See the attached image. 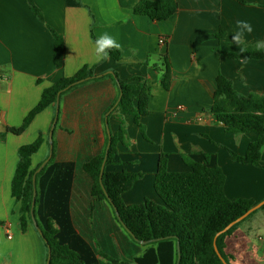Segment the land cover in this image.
<instances>
[{
	"label": "crops",
	"instance_id": "crops-1",
	"mask_svg": "<svg viewBox=\"0 0 264 264\" xmlns=\"http://www.w3.org/2000/svg\"><path fill=\"white\" fill-rule=\"evenodd\" d=\"M138 1L34 0L42 21L28 0H0V133L20 126L46 87L83 66L93 67L96 75L115 71L122 79L142 76L151 88L150 113L141 119L144 130L133 116L124 115L127 136L126 143L118 145V157L128 164L110 167L144 174L123 194L125 202L135 204L146 198L162 202L154 186L162 152L172 171L190 169L183 155L220 165L228 197L260 202L264 148L263 167L234 161L229 150L245 154L256 133H227L211 108L219 74L229 78L239 93L264 94V58L238 59L217 51L240 49L232 42L237 20H247L253 27L244 37L247 46L264 40V0H176L178 10L166 21L136 14L133 8ZM49 27L64 36L65 54L54 56ZM104 33L121 45L122 59L109 55L96 62L93 36ZM161 38L166 42L161 43ZM152 56L157 63L150 66ZM165 59L172 73L169 89L162 84ZM119 113L117 109L109 115L112 133L119 130ZM54 115L52 104L22 134L8 133L0 140V219L5 221L0 225V264H46L47 248L34 222L28 223L26 231L20 226V203L12 196L11 185L19 147L40 133L46 139ZM47 154L45 141L32 156V168ZM259 209L226 239L225 250L233 264H264V208Z\"/></svg>",
	"mask_w": 264,
	"mask_h": 264
},
{
	"label": "trees",
	"instance_id": "trees-1",
	"mask_svg": "<svg viewBox=\"0 0 264 264\" xmlns=\"http://www.w3.org/2000/svg\"><path fill=\"white\" fill-rule=\"evenodd\" d=\"M28 1L35 15L44 21L34 0ZM133 9L136 14L166 21L178 10V2L139 0ZM49 28L54 38V56L65 54L64 36ZM217 34L222 37L224 33ZM96 39L93 36V40ZM217 51L238 59L264 58V51H256L255 46H247L243 53L240 49L218 48ZM109 55L122 59L121 50H109ZM164 62L162 84L169 89L172 73L168 60ZM216 83L211 108L216 122L223 124L230 134L256 133L245 154L229 150L231 158L242 164L263 167L264 94L239 93L223 74H219ZM59 92L60 111L51 159L37 172L50 153V127L46 139L40 133L33 142L19 147L11 185L12 196L20 203V226L26 231L28 223H33L36 174L33 213L47 248L46 261L50 250V264H225L215 249L216 235L258 202L251 198L228 197L226 174L220 165L211 166L183 155L190 169L172 171L167 154L162 152L154 183L162 202L146 198L135 204H127L123 194L144 174L110 168L128 164L118 157V145L126 143L124 115L133 116L144 130L141 119L150 113L151 99V88L144 77L122 79L115 71L96 75L93 67L83 66L74 75L63 76L46 87L23 123L8 127L6 132L0 133V140L8 133L22 134L36 115L52 104L56 111ZM112 108L111 113L120 110L116 115L120 120L116 133L108 131L109 117L108 122L106 120ZM45 141L48 154L32 168V156ZM109 142L101 182V167ZM260 208H264V204ZM242 221L216 238L217 247L228 264L233 263L232 255L225 250L226 239ZM4 224L0 219V225Z\"/></svg>",
	"mask_w": 264,
	"mask_h": 264
},
{
	"label": "clouds",
	"instance_id": "clouds-1",
	"mask_svg": "<svg viewBox=\"0 0 264 264\" xmlns=\"http://www.w3.org/2000/svg\"><path fill=\"white\" fill-rule=\"evenodd\" d=\"M127 18H124L126 22ZM236 31L232 35V42L234 45L240 48L241 53L247 50V45L245 42V34H251L253 32V27L251 23L247 20H237L236 21ZM116 49L120 50L121 45L116 41V39L107 33H104L95 40V56L96 62L99 63L109 57V50ZM256 51H264V40H258L255 43ZM245 62L244 60L241 61ZM157 63L155 56L149 58V65Z\"/></svg>",
	"mask_w": 264,
	"mask_h": 264
},
{
	"label": "water",
	"instance_id": "water-1",
	"mask_svg": "<svg viewBox=\"0 0 264 264\" xmlns=\"http://www.w3.org/2000/svg\"><path fill=\"white\" fill-rule=\"evenodd\" d=\"M102 75V74H101ZM60 95H61V92L58 93V97H57V102H56V115H55V118L53 120V123L51 125V129H50V133H49V142H50V154L48 156V158H46L44 160V162L40 165V167L38 168L37 172H39L40 170H42L44 168V166L47 164V162L51 159L52 155H53V134H54V129L56 127V124L58 122V119H59V111H60ZM117 105V104H116ZM115 107V106H114ZM113 107V108H114ZM113 108L106 114V120L108 122V117H109V114L112 112ZM108 131L110 132L109 128H108ZM109 147H110V142H109V145L107 147V152H106V156H105V160L102 164V167H101V175H100V180L102 182V177H103V173H104V170H105V165H106V159H107V156H108V151H109ZM36 174L34 175V200H33V207H32V217H33V222L36 226V228L38 229V231L40 232V234H42V231L41 229L39 228V225H38V222L36 221L35 219V216H34V213H33V208L35 206V203H36V194H37V190H36ZM264 204V199L261 200L260 202H258L256 205H254L252 208H250L247 212H245L242 216H240L239 218H237L236 220H234L233 222H231L228 226H226L222 231H220L217 235H216V238L224 233L225 231H227L228 229H230L233 225H235L236 223L244 220L247 216H249L252 212H254L255 210L259 209L262 205ZM116 211L118 212L117 208H116ZM216 238H215V249L219 255V257L222 259V261L225 263V264H228L226 262V260L223 258V256L221 255L218 247H217V244H216ZM179 254H180V250H179ZM51 262V252L49 250L48 252V258H47V261H46V264H50Z\"/></svg>",
	"mask_w": 264,
	"mask_h": 264
},
{
	"label": "built area",
	"instance_id": "built-area-1",
	"mask_svg": "<svg viewBox=\"0 0 264 264\" xmlns=\"http://www.w3.org/2000/svg\"><path fill=\"white\" fill-rule=\"evenodd\" d=\"M160 42H161V43H165V42H166V39H165V38H161V39H160Z\"/></svg>",
	"mask_w": 264,
	"mask_h": 264
},
{
	"label": "rangeland",
	"instance_id": "rangeland-1",
	"mask_svg": "<svg viewBox=\"0 0 264 264\" xmlns=\"http://www.w3.org/2000/svg\"><path fill=\"white\" fill-rule=\"evenodd\" d=\"M5 75H7V73H6ZM260 209H261V208H260ZM260 209H259V210H260Z\"/></svg>",
	"mask_w": 264,
	"mask_h": 264
}]
</instances>
